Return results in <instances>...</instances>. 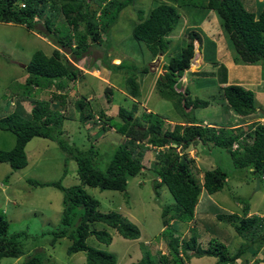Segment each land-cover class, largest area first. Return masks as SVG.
Masks as SVG:
<instances>
[{
    "label": "trees",
    "instance_id": "1",
    "mask_svg": "<svg viewBox=\"0 0 264 264\" xmlns=\"http://www.w3.org/2000/svg\"><path fill=\"white\" fill-rule=\"evenodd\" d=\"M152 1L145 15L142 9L135 10L137 22L131 28L133 40L142 43L152 59L166 53L168 46L166 38L176 25L179 18L178 10L192 8L211 11L219 18L229 46L233 49L232 64L255 65L264 61V0H261V9L257 14L245 8L241 0ZM137 3V0H0V23L3 24L20 25L26 30H33L38 19L43 18L46 11L50 12L52 20L58 14H61L63 18L62 26L50 29L56 35L55 37L48 35L56 45L50 56L44 55L42 51H35L24 67L26 78L23 83L21 101L28 102L30 117L23 118L16 112L0 117V131L9 132L15 138L10 150L0 151V163H6L14 171L24 168L26 166L24 147L34 137L54 142L65 154V161L72 160L75 163L78 179V184L75 186L64 188L60 181L38 183L29 179L27 182L32 186H47L62 192L59 226L45 232L44 235H50L48 245L51 248L59 240L66 239L68 241L66 255L83 253V264L116 263L112 254L86 244L88 238H93L97 243L106 246L110 243L108 234L103 230L94 229L93 224L101 223L126 240H136L139 237L138 229L118 213L99 212L98 202L84 191L85 186L97 188L100 191L124 193L128 178L143 176V173L149 172L153 179L151 182L154 192H157L159 187L165 186L174 201V206L171 207L172 216L161 221L164 227L161 231L163 234L170 221H192L198 199L202 200L200 204L203 205L202 207L205 205L212 207L207 196L219 192L227 180L225 172L214 168L203 171L201 183L198 185L187 164H191L192 160L186 161L175 153L177 147L180 146L183 151L190 145L196 146L200 143L207 149L221 148L229 155L234 169H247L253 179L260 178L264 181V123L253 121L244 130L239 128L216 130L213 126L202 125L193 116L194 110L215 104L210 102L213 101L211 100L213 97L202 100L191 94L185 86L180 90L176 88V84L183 81V73L192 69L191 63L195 61L194 59L198 60L199 64L207 60L201 53L205 48L201 39L202 35L197 32L186 35L188 38L183 40L184 45L179 54L161 65L163 75L161 77L157 75L154 83L157 96L170 102L174 108L176 120L183 125L175 124L170 131L163 130L164 119L167 117L150 112L140 115L141 125L137 118H133V112L136 111L134 104L129 110L118 106L116 116L120 123L110 124L111 118L103 121L100 119L102 123L99 131L107 132L113 129V133L123 136L126 143L116 147L104 169L94 166L97 152L92 144L82 151L74 145L70 146L61 138L63 117L52 110L46 102L29 98L33 88L45 90L53 87L55 90H63L68 82L74 81L78 75L81 76V71L75 64L81 57V53L87 50L86 37L89 36L91 43H108L109 29L116 24L120 12ZM44 22L48 25L50 19H44ZM101 33L106 36L103 40L99 38ZM71 41L75 45L71 46ZM61 50L66 51L73 61L64 59L60 53ZM225 59L224 57L221 59L222 62H217L216 58L212 57L210 62L212 70H200L192 75L203 74V77H214L217 83L216 91L221 96L217 103L219 107L224 111H231L240 118L250 117L256 111L253 92L244 84L238 83L239 81L230 80L231 75H227ZM100 62L110 74L113 72L120 74L119 86L130 99H136L139 96L134 73L152 72L149 64L141 69L132 65L128 66L123 61L113 65L109 64V59L105 56ZM104 94L109 100L112 88H104ZM75 107L80 111L79 123L92 121L93 114L90 111H83L82 101H77ZM263 112L264 110L258 112L257 119L262 117ZM239 136L247 137L250 142H240L239 149L231 151V143ZM132 145L137 149L135 154L134 150L128 147ZM147 145L155 148L168 146L167 149L156 153L155 161L153 165L151 163L152 166L149 169L142 165V154ZM238 201L241 204V214L228 213L217 208L207 212L212 214L217 222L224 221L229 225L235 235L243 241L233 255H229L224 246L215 244L216 239H210L207 247L202 249L196 242V237H191V241L185 245L184 242H178L176 238L172 239L169 235L167 238L169 259L161 255L156 261L141 258L130 264H186L191 258L201 257L213 258L215 260L213 264H235V260L245 253L250 252L253 255L256 251H260L264 248V216L248 215L247 202L241 199ZM24 234L25 232L7 233V223L0 216V259H16L23 255L19 238ZM186 253L190 257L181 259L179 255ZM45 258L44 253L39 252L27 256L22 264H43ZM247 263L248 260L244 259L238 264ZM261 263L264 264V260Z\"/></svg>",
    "mask_w": 264,
    "mask_h": 264
},
{
    "label": "rangeland",
    "instance_id": "2",
    "mask_svg": "<svg viewBox=\"0 0 264 264\" xmlns=\"http://www.w3.org/2000/svg\"><path fill=\"white\" fill-rule=\"evenodd\" d=\"M137 1V4L132 7L128 6L120 12L116 24L109 29L108 43H91L89 36L86 37L87 50L81 53V57L75 64L76 68L81 71V76L78 75L74 81L68 82L63 90H55L53 87L45 90L33 88L29 94L30 99L46 102L52 110L57 111L63 117L61 138L66 143L70 146L74 145L81 151L86 150L90 144L94 146L97 152L94 166L98 169H104L116 147L126 143V139L114 134L113 129L107 132L99 131L101 120L106 118L112 119L110 124L120 123L116 116L118 106L129 110L134 104L136 111L133 112V118H137L141 125L142 121L139 117L142 113L150 112L162 117L173 118L174 108L170 102L157 96L154 83L157 75L159 77L163 75L161 65L179 54L184 45L183 40L188 38L186 37L188 33L197 32L202 35L201 39L205 48L201 53L207 60L195 66L196 59H194L195 61L191 63L192 69L183 73V81L176 84L178 90L185 86L199 99L209 100L213 97L211 99L213 101L210 102L218 105V99L220 100L221 96L216 91L215 78L203 77V74L191 75V72L212 70L210 65L212 57L216 58L217 62H222L221 59L225 57L226 68L229 70L231 67L228 64L232 62L233 49L229 46L219 18L211 11L192 8L178 10L179 18L176 25L166 38L168 41L166 53L152 59L142 43L133 40L131 28L137 22L135 10L142 9L145 15L153 1ZM241 1L245 8L255 14L261 9V0ZM44 19H50L48 25L45 24ZM62 22L61 14L52 20L50 12L46 11L43 18L38 19L33 30H26L20 25L0 23V117L12 112L18 113L23 118L30 117L28 102L21 101L23 83L26 78L24 67L35 51L39 50L44 55L50 56L51 51L56 47L53 39L50 38L51 35L54 37L56 35L50 29L62 26ZM105 37L104 33H101L99 38L103 40ZM73 45L75 43L71 41V46ZM60 53L67 61H73L66 51L61 50ZM103 56L109 59V64L113 65L123 61L128 66L132 65L141 69L149 64L152 72L134 73L133 75L139 88V96L136 99L128 98L121 90L120 74L115 72L110 74L107 71L100 62ZM227 73H230V70ZM258 74L259 69L257 68L254 71H247L232 66L230 80L247 81L252 85V78L259 80ZM106 87L112 88L109 100L104 94ZM246 88L252 89L249 86ZM77 101H82L84 112L90 111L93 114L92 121L79 123L80 111L75 107ZM261 104H264V100ZM219 114L220 109L212 104L208 108L194 110L193 116L198 118V121L216 120L214 124L217 125L220 119ZM14 141L13 134L0 131V151L10 150ZM128 147L134 150V154L136 153L137 149L133 145ZM156 153L153 146L144 148L142 165L146 169L153 165L155 161L153 157ZM175 153L186 161L195 157L191 159V164H187L198 185L201 183L203 171L219 168L226 173L227 180L222 189L212 194V197L207 196L210 202L212 200L215 202L217 209L241 214V204L238 201L241 199L247 202L252 213L264 214L263 179H253L247 169H234L229 155L224 150L218 147L206 149L205 146L197 143L196 146L190 145L183 151L179 146L175 149ZM24 154L26 166L20 170H11L6 163H0V216L7 223V233L25 232L19 238L23 255L16 259L1 258L0 264H22L27 256L39 252L44 253L47 258V261L46 258L43 260V264H83V253L66 255L65 249L68 246L66 239L59 240L51 248L48 245L50 235H44L45 232L59 226L62 213V192L52 187L32 186L27 182L29 179L38 183L60 181L64 188L75 186L78 184L75 163L72 160L65 161V154L54 142L41 138L30 139L24 147ZM255 179L258 180L257 184ZM152 180L149 172L143 173V176L128 178L124 193L100 191L97 188L85 186L84 191L98 202L99 212L118 213L139 231V237L136 240H126L118 236L113 229L96 223L93 224V228L106 232L110 237V243L106 246L97 243L93 238H88L86 244L112 254L116 260L115 264H130L141 258L156 261L161 255L169 259L167 247L169 235L172 239L176 238L178 242H184L185 245L191 241V237H196V242L202 249L207 247L210 239H216L215 244L224 246L229 255H233L238 246L243 243L224 221H216L214 225H210L206 221L200 223L194 217L189 222L170 221L165 232L161 234L164 229L161 221L172 216L171 207L174 206V201L165 186L159 187L157 192H154ZM200 204L202 200L198 199L194 211L201 207ZM205 206L208 207V205ZM199 212L202 211L199 209ZM179 256L181 259H186L189 255L186 253ZM244 259L248 260L247 264L257 262L262 264L264 248L253 255L250 252L245 253L235 260V264L241 263ZM214 262L213 258L201 257L191 258L186 264H213Z\"/></svg>",
    "mask_w": 264,
    "mask_h": 264
},
{
    "label": "crops",
    "instance_id": "3",
    "mask_svg": "<svg viewBox=\"0 0 264 264\" xmlns=\"http://www.w3.org/2000/svg\"><path fill=\"white\" fill-rule=\"evenodd\" d=\"M197 61L195 63V66L199 64L198 63L199 61L198 62ZM226 65L227 64H225V67H226ZM229 65H231V67H230L231 70H232V66L234 68L235 67L237 69L241 68V69H245L247 71H250V70L254 71L255 68L259 69V74H258V79L259 80H255L256 78H252V80H251L252 85L250 83H248L247 81H244V82L242 80H240L239 82L236 81V82H238L240 84H244V86L252 87L251 90H252L253 95H254V102H255V106H256V111L254 112L253 115H250V117L240 118L238 116H235L231 111H229V110L224 111V110H222L219 107V105H215L214 104L215 106H217L220 109V114H219L220 119L217 122L218 124L217 125L214 124L216 120H209V119L207 121H200V122L203 125H206V126H210L211 125V126L225 127V128H228V129H233V128H237L238 127L239 129L243 130L249 124H251L253 121H256V119L258 117V112H260V110H264V104H261V102L264 100V61L263 62H259L258 64H255V65H237V64H232V63L228 64V66ZM231 70H230V73H227L228 75H231ZM195 72L196 71L193 70V72H191V75L193 73H195ZM229 78H231V77H229ZM228 81H230V80H228ZM210 105H212V104H210ZM206 108H208V107H206ZM175 116H176V114L174 113L173 118H165L164 119V125H163V129L164 130H169L170 131L171 127L173 125H175V124L183 125L181 123H178V121L176 120ZM196 119L198 120V118H196ZM175 121H177V122H175ZM192 158H195V157H191V159ZM209 197H212V195H210ZM211 203H212V207L209 206V205H208V207H206V206L202 207L203 206L202 205L200 208H198V210L194 211L193 217L196 218V220L199 221L200 223L203 222V221H206V222H209L210 225H214V222H216L214 216L212 214L207 213V212H211V210L217 208V206H216V204H215V202L213 200L211 201ZM199 209L202 212H199ZM218 209H221V208H218ZM222 211H224V210H222ZM225 212H227V211H225ZM228 213H232V212H228ZM248 215L264 216V214H261V213H259V214H257L256 212L252 213L250 211V209L248 211Z\"/></svg>",
    "mask_w": 264,
    "mask_h": 264
},
{
    "label": "clouds",
    "instance_id": "4",
    "mask_svg": "<svg viewBox=\"0 0 264 264\" xmlns=\"http://www.w3.org/2000/svg\"><path fill=\"white\" fill-rule=\"evenodd\" d=\"M258 120V119H257ZM256 120V121H257ZM203 125V124H202ZM206 126V125H205ZM211 126V125H210ZM216 130H218V129H227V128H225V127H216V126H213ZM238 128V127H237ZM143 129V128H142ZM233 129H236V128H233ZM244 130V129H243ZM243 141H245V143H249L250 141L248 140V138L247 137H244V136H239L238 137V139L237 140H235V141H233L232 143H231V145H230V150L231 151H235V150H238L239 149V146H240V142H243ZM232 144H236V148L235 149H232L231 148V146H232ZM155 148V147H154ZM168 148V146H164L163 148H155V150H156V152H158V151H161V150H165V149H167ZM178 150V149H177Z\"/></svg>",
    "mask_w": 264,
    "mask_h": 264
},
{
    "label": "built area",
    "instance_id": "5",
    "mask_svg": "<svg viewBox=\"0 0 264 264\" xmlns=\"http://www.w3.org/2000/svg\"><path fill=\"white\" fill-rule=\"evenodd\" d=\"M257 121H258L260 124L264 123V112H263L262 117L259 118ZM236 147H237L236 144H232V146H231L232 149H235Z\"/></svg>",
    "mask_w": 264,
    "mask_h": 264
},
{
    "label": "water",
    "instance_id": "6",
    "mask_svg": "<svg viewBox=\"0 0 264 264\" xmlns=\"http://www.w3.org/2000/svg\"><path fill=\"white\" fill-rule=\"evenodd\" d=\"M141 129H142V128H141ZM257 181H258V180H257V179H255V182H256V184H257Z\"/></svg>",
    "mask_w": 264,
    "mask_h": 264
}]
</instances>
